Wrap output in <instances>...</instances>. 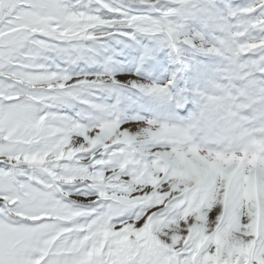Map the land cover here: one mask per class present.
I'll list each match as a JSON object with an SVG mask.
<instances>
[{
	"label": "snow or ice",
	"instance_id": "obj_1",
	"mask_svg": "<svg viewBox=\"0 0 264 264\" xmlns=\"http://www.w3.org/2000/svg\"><path fill=\"white\" fill-rule=\"evenodd\" d=\"M0 264H264V0H0Z\"/></svg>",
	"mask_w": 264,
	"mask_h": 264
}]
</instances>
